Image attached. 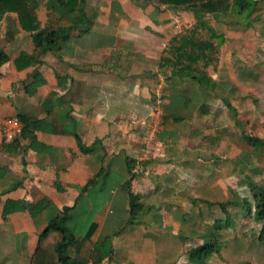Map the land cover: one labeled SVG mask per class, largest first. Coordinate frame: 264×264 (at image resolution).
I'll list each match as a JSON object with an SVG mask.
<instances>
[{
	"label": "crops",
	"instance_id": "crops-1",
	"mask_svg": "<svg viewBox=\"0 0 264 264\" xmlns=\"http://www.w3.org/2000/svg\"><path fill=\"white\" fill-rule=\"evenodd\" d=\"M146 2L87 0L90 28L73 29L60 49L45 54L39 66L23 71L16 68L14 61L23 51H39L32 33L22 29L15 13L0 21V42H4L0 48L10 55V60L0 68V122L5 117L17 116L18 112L44 120L45 130H37L36 135L47 145L38 152L31 148L17 153L5 151L1 148L6 139L0 123V264H31L41 233L67 215L64 211L67 206L74 207L69 214L78 218L76 238L87 235L90 221L86 223L84 218L94 213L97 226L91 239L95 243L112 237L114 245V237L123 234L137 215L159 203L163 204L162 213L170 225L188 229L192 226L190 217L181 213L177 202V205L167 204L164 200L168 197H181L179 206L194 212L195 246L201 247L209 240L220 245V264H264V254H260L264 248L260 245L244 248L243 239L236 234L230 237L228 244H231L225 249L220 240L222 232L233 227L217 232L211 219L199 229V219L203 218L199 203L214 204L213 188L207 191L205 186L214 180L198 171L202 167L199 161L207 155L210 158L218 155L216 159L232 157L237 159V164H246L247 151L239 142L236 147L230 141V137H238V141L245 139L241 119L244 111L226 98L229 108L237 114L236 126L216 121L219 110L215 109V90H205L190 78L160 70L159 61L167 42L183 28L193 25L196 18L190 10L159 8L154 0ZM31 5L40 15L42 27L64 23L63 10L56 0H31ZM178 23L181 30L176 28ZM9 24L15 27L13 37V31L5 28ZM23 33L30 36L33 49L27 50L17 41L12 56L6 38L11 37L8 41H12ZM91 38L93 41L87 40ZM225 59L223 50L222 69ZM34 68L44 75L46 83L31 95L26 92V85L32 81ZM219 68L217 71L211 68L214 79ZM252 71L240 68L239 81L254 80ZM216 81L218 87L220 82ZM10 93L16 96L13 106L5 99ZM158 96L164 103L161 104L164 121L156 143H161L163 153L149 158L144 151L148 129L141 123ZM20 140L25 147L29 143V139ZM231 152L233 155L229 157ZM101 170H104L102 175ZM220 177L221 183L228 182ZM92 179L94 184L88 185ZM132 195L138 204L134 214ZM8 199H25L28 203L45 199L49 205L35 216L23 210L4 218ZM138 231L140 236L132 242L130 255L120 254V259L129 261L128 264L179 261L181 264L182 257L190 250L191 240L164 228L144 224ZM244 251L258 254V259L244 260ZM111 256L91 264H123L114 262L117 255Z\"/></svg>",
	"mask_w": 264,
	"mask_h": 264
},
{
	"label": "trees",
	"instance_id": "trees-1",
	"mask_svg": "<svg viewBox=\"0 0 264 264\" xmlns=\"http://www.w3.org/2000/svg\"><path fill=\"white\" fill-rule=\"evenodd\" d=\"M87 0H56L57 6L63 10L65 23L41 25L39 13L31 5V0H0V21L10 13L18 16L19 23L23 30L32 33L33 43L37 53L21 52L14 63L19 71L26 70L32 66H39L42 58L49 52L60 49L62 42L68 39L73 29L81 27L90 28L91 20L88 19L86 10ZM138 3V0H133ZM157 7L190 10L194 13L196 22L183 28L174 34L167 42L162 52L159 68L161 71H170L173 76L190 78L196 81L205 90H216L217 81L211 74V68L215 71L220 67L223 58V46L226 43V36L218 31L216 22H224L229 25H242L244 21L238 20L237 10L243 11L245 7L251 9L243 17L247 26L252 25L251 19L260 10L262 0H154ZM73 16V19H70ZM236 16V17H235ZM255 19V18H254ZM10 60V55L4 48H0V68ZM32 81L26 85V92L33 95L37 93L40 86L46 83L44 75L34 68ZM162 105L164 103H161ZM17 117L23 123L21 136L13 141H3L1 148L5 151L17 153L21 149L31 148L42 151L47 145L40 141L36 135L37 130H45V121L36 120L31 115L18 112ZM164 121V116H163ZM23 139H29L25 147L21 143ZM252 145H264L261 138H253L245 134ZM103 171V172H102ZM101 175L104 170H101ZM99 173V174H100ZM94 184L92 179L88 185ZM249 187L255 206V219L264 225V185L256 180H249ZM85 187V190L89 186ZM245 201L248 202V199ZM239 203V202H238ZM132 213L138 207L136 196H131ZM228 206V203H223ZM49 205L48 200L28 203L25 199H8L5 203L3 217L8 214L29 210L33 216L42 212ZM74 207H65L67 213L61 219L51 223L40 235L39 246L33 255L31 264H91L98 263L111 257L113 249L112 237H107L103 242L95 243L91 239L92 232L97 224L93 220L94 213L91 212L84 220L90 221V230L87 235L80 239L76 238L78 232V221L76 214H69ZM131 213V214H132ZM235 225L232 217L225 220L215 221V230L220 232L223 228H232ZM75 228L76 230H74ZM55 238L51 240L52 236ZM264 234L262 235L263 238ZM214 240L204 243L195 253L201 254L210 246ZM196 254L192 255V258Z\"/></svg>",
	"mask_w": 264,
	"mask_h": 264
},
{
	"label": "rangeland",
	"instance_id": "rangeland-1",
	"mask_svg": "<svg viewBox=\"0 0 264 264\" xmlns=\"http://www.w3.org/2000/svg\"><path fill=\"white\" fill-rule=\"evenodd\" d=\"M146 1L147 0H138L141 4L147 3ZM250 10L251 9H247V7H245L243 11L237 10L238 14L236 16L238 20L244 21V24L242 25L233 26L226 24L223 21H215L214 23L218 31L224 34L227 38V44L226 46L224 45L226 65L223 69L220 67V72L215 75L216 79L220 82V85L214 91V97H216L217 100V102H215V109L219 110L217 115L218 117H215V119L223 124L233 123V126H236L234 119L237 114L227 105L225 100L227 98L230 100L231 104L239 106L241 111H244V113H241V119L243 122L242 132L252 136L253 138H261L264 141V0L261 2L260 10L251 18L253 20V24L247 26V21L243 16L246 15L247 12H250ZM61 21L64 23L67 22L66 19ZM58 23L60 22H56L55 24ZM5 28L9 31L11 30V33L13 31V37L15 31L12 29L15 27L10 26L9 24L6 25ZM16 36H18L17 32ZM10 38L11 37H7V42L5 43L9 46L10 54L12 56L14 55V44L17 43V41L22 43L21 46L23 48L27 50L33 49V45L30 43V36L28 34L23 33L20 38L16 37L12 41H8ZM92 39L93 38L87 40L93 41ZM0 45L4 46V42H0ZM15 52L18 53L17 51ZM242 67H245L248 72L253 70L252 73L255 74L254 80H251L250 82L239 81V69ZM161 77L163 76L161 75ZM15 97L16 96H13L12 93L7 94L5 98L7 104L13 106L12 101L16 100ZM153 110L154 106H152V110L148 115L149 117L151 116ZM162 126L163 125L159 126L160 128L158 134L162 129ZM230 141L235 142L236 147L239 142L240 147L247 151L249 158L247 159L246 164L244 163L243 165L241 162L237 164V159H232L231 155H233V152H231L228 154L231 158L228 159H216L218 155H214L213 158H210L207 155V158L202 160L203 162L201 160L199 161V163L202 164V167L198 168V171L202 174H209L208 176H212L211 178L214 180L205 184V186H207V191H209L211 187L213 188V197L211 199H214V204L199 203V211L203 215V218L199 219V229H202L205 222H209L211 219L212 222L215 223L218 219L224 220L230 216L234 219L235 225L232 229L224 230L222 232V237L220 238L221 242L225 245V249L228 250V247L231 244H228V241L230 237L235 234L243 239L241 243L244 248L246 246L257 247V245L264 248V236L262 238V235L264 234V225L255 219L254 200L248 184L249 180L254 179L258 183L264 185V145H252L246 137L245 139H240L239 141L238 137H230ZM158 146L160 148L159 153H156L154 150L155 152H153L149 158H154L158 154L160 155L163 153L161 143L160 145L158 144ZM33 151L38 152L34 149ZM220 176H223V178L228 180V182L224 180L221 183ZM199 185L201 186L202 184ZM180 199L181 197H168L164 201H167V204L170 203V205L178 204V208L181 213L184 212L186 217H190V224L192 223V226H188V229L186 230H184V228L180 230L177 225H170V221L167 219V216L162 213L164 210L163 204L159 203L158 205L137 215V218H135L134 222L123 231V234L114 237L116 243L113 245L111 254L118 256L117 258H114V262L122 261L123 264H128L129 261L127 262V260L120 259V254L122 252H128L129 254V248L131 247L132 242L140 236L138 228L145 224L150 228H164L166 231L179 234L183 238H187L192 241L190 244L191 251L187 250L184 257H182V259H184L181 264H220L219 261L221 260V253L218 252V249H221L219 247L220 245H212L198 255L195 253V251H197L200 247L195 246V215L194 212H187V210H185L182 206H179ZM246 199H248V202L245 201ZM175 202H177V204H175ZM223 203H228L229 205L226 206ZM189 229L192 231H189ZM205 243H207V241ZM193 246L195 248H192ZM145 250L149 251L150 247ZM244 252L245 254H243L242 257L244 260L253 261L258 259V254L251 251ZM193 254H196L193 259H187ZM228 254L229 253L226 252V255ZM260 254L263 255L264 250H262V253ZM228 256L231 259H234L232 255L229 254ZM170 264H180V261Z\"/></svg>",
	"mask_w": 264,
	"mask_h": 264
},
{
	"label": "built area",
	"instance_id": "built-area-1",
	"mask_svg": "<svg viewBox=\"0 0 264 264\" xmlns=\"http://www.w3.org/2000/svg\"><path fill=\"white\" fill-rule=\"evenodd\" d=\"M177 30H181V25L178 23L176 25ZM158 96L156 103L154 104V110L151 116L147 117L142 121V125L146 126V146L144 151L147 156H150L153 152L159 153L160 148L156 143V136L159 131V126L163 125L164 111L161 106V100ZM1 129L4 137L7 141H13L17 137L21 136L23 131V123L17 116L5 117L1 120ZM155 150V151H154Z\"/></svg>",
	"mask_w": 264,
	"mask_h": 264
}]
</instances>
